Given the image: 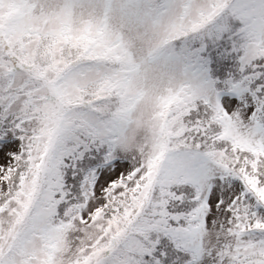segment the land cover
Listing matches in <instances>:
<instances>
[{"label": "snow or ice", "instance_id": "obj_1", "mask_svg": "<svg viewBox=\"0 0 264 264\" xmlns=\"http://www.w3.org/2000/svg\"><path fill=\"white\" fill-rule=\"evenodd\" d=\"M0 264H264V0H0Z\"/></svg>", "mask_w": 264, "mask_h": 264}]
</instances>
